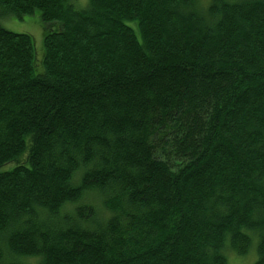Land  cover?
Wrapping results in <instances>:
<instances>
[{
	"label": "trees",
	"instance_id": "16d2710c",
	"mask_svg": "<svg viewBox=\"0 0 264 264\" xmlns=\"http://www.w3.org/2000/svg\"><path fill=\"white\" fill-rule=\"evenodd\" d=\"M36 12L42 60L0 28V264H264V0H0Z\"/></svg>",
	"mask_w": 264,
	"mask_h": 264
},
{
	"label": "rangeland",
	"instance_id": "374dc122",
	"mask_svg": "<svg viewBox=\"0 0 264 264\" xmlns=\"http://www.w3.org/2000/svg\"><path fill=\"white\" fill-rule=\"evenodd\" d=\"M74 4L78 8H82L87 4V0H74ZM0 28L16 34L30 35L35 42L39 59L43 57L44 26L39 12L24 17L0 15ZM255 257L256 255L253 250L246 254V256H239L232 253L230 256V264H254Z\"/></svg>",
	"mask_w": 264,
	"mask_h": 264
}]
</instances>
